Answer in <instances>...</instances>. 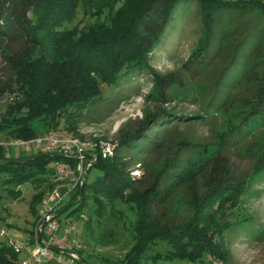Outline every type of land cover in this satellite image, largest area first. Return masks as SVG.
Returning a JSON list of instances; mask_svg holds the SVG:
<instances>
[{"label":"trees","instance_id":"16d2710c","mask_svg":"<svg viewBox=\"0 0 264 264\" xmlns=\"http://www.w3.org/2000/svg\"><path fill=\"white\" fill-rule=\"evenodd\" d=\"M190 2H195L199 9L202 30L182 67L198 71L215 58H224L209 87L211 92L206 96L202 114L169 110L145 114L136 129L117 137L111 158H98L92 165L101 175L88 184L84 181L80 199L66 210L67 216L79 218L90 198L94 207L83 223V230L87 231L92 217L120 218L121 212L112 206L114 202L132 205L135 212L131 225L132 246L114 264H142L146 260L144 253L158 242L169 250L147 260L167 257L195 263L207 254L222 261L227 258L224 257L227 253L222 251V233L235 223L224 220L240 199V193L230 192L233 176L229 172L210 168L212 186L191 199L193 217L172 221L158 215L152 217L150 212L168 201L169 190L160 192L158 188L161 175L169 177L177 168L168 173L170 165H163L155 174L147 173L150 179L147 176L138 179L129 170L136 165L144 167L145 157L158 150L160 144L156 140L162 127L174 125V120L206 124L213 112L223 114L225 106L233 101L232 93L237 87L252 81L254 93L244 101L247 110L236 114L235 123L228 125L221 139L224 144L235 145L251 131L264 129V2L0 0V56L9 64L6 80L0 83V96L5 93L13 97L0 109V137L4 141L36 137L34 121L41 123L43 133L59 129L61 125L62 133L81 138L78 126L89 107L99 102L108 113L117 107L119 97L103 98L99 85L114 89L145 73L153 75L155 93L146 98L161 99L163 103L178 97L188 99L192 96L188 86L155 75L149 67V56L167 29L183 16ZM90 19L92 23L88 22ZM11 42L19 44L9 55L7 47ZM37 154L41 153L8 157L0 146V160L15 161ZM57 155L24 164L0 165V198L4 192L18 199L19 187L30 185L33 194L28 211L36 219V207L43 193L54 187L53 165L48 163L74 164L73 159ZM260 171L264 172V165L257 173ZM256 175L252 177L254 180L262 176ZM77 195L78 189L66 204ZM100 238L108 243L113 240L109 231ZM77 254L81 257L79 251ZM0 264H18L17 255L1 240Z\"/></svg>","mask_w":264,"mask_h":264},{"label":"rangeland","instance_id":"374dc122","mask_svg":"<svg viewBox=\"0 0 264 264\" xmlns=\"http://www.w3.org/2000/svg\"><path fill=\"white\" fill-rule=\"evenodd\" d=\"M249 1V0H246ZM255 1V0H250ZM264 2V0H259ZM93 22V19L88 21ZM81 25V24H80ZM202 25L200 12L195 2H190L181 18H178L167 29L164 38L155 47L149 56V67L157 76L174 79L178 83L188 86L190 96L188 99L174 98L168 103L160 99L146 98L154 93L153 75L142 74L129 79L128 83L111 89L100 84L99 90L103 98L119 97L117 107L112 112L105 111L106 107L99 102L89 107L84 120L78 126V134L82 140H104L115 144L117 137L125 132L136 129L145 114H155L159 110H169L172 113L199 114L211 92L209 87L224 62L215 58L202 70H187L182 67L190 51L197 44L201 35ZM19 43H9L7 52L12 54ZM17 53V52H16ZM16 55V54H14ZM7 64L0 56V83L6 80ZM253 81L237 87L233 91V101L222 111V115L212 113V118L206 124L200 121L174 120V125H167L160 129L158 150L145 157L144 167L136 165L130 168L131 175L139 178L155 174L157 169L169 164L166 170L173 174H162L158 180L161 191L169 190L168 201L160 207H153L150 216H160L162 219L184 221L193 217L195 211L191 204L194 195H202L211 186V172H229L233 178L230 184L231 193H240L239 202L224 221L235 223L222 233V251L227 253L224 261L216 256L208 255L215 264H264V172L257 173L264 165V129L253 130L235 145L224 144L221 134L229 124H234L236 114L247 110V98L254 93ZM1 86V85H0ZM120 95V96H118ZM173 98V97H172ZM171 98V99H172ZM13 97L8 94L0 96V109L5 103L11 102ZM59 129L54 131L61 132ZM37 136L43 132L39 121L33 122ZM7 141L1 142L4 143ZM9 156L16 157L21 150L17 147H5ZM54 165L53 161L48 163ZM148 167L150 170L148 171ZM260 176L254 180L252 177ZM101 175L95 166L86 169L84 181L92 182ZM153 176L151 175V178ZM21 196L12 199L1 192L0 198V231L3 236L16 241H24L28 231L30 242L33 238V229L36 220L28 211L33 189L30 185L19 187ZM46 191L43 193V195ZM42 195V197H43ZM41 200V199H40ZM67 201V200H66ZM64 201V206L66 205ZM113 208L121 212L120 218H96L90 220L89 229L83 230V223L88 220L94 205L89 198L79 218L67 216L69 211L56 217L58 223L57 237L64 236V230L73 227L78 230L75 236L72 230L67 231L68 238L78 241L81 258L87 264H114L126 254L131 246V225L135 219L132 205L116 201ZM39 212V207H36ZM107 213V212H106ZM82 216V218H81ZM107 216V214L105 215ZM7 220V221H6ZM11 224L6 226L4 223ZM11 230H14L11 231ZM109 231L113 240L100 238ZM169 250L165 245L155 243L144 253L142 264H204L203 261L190 263L185 260L155 259L156 254L164 255ZM21 256L19 255V258ZM49 264H55L50 262ZM213 264V263H211Z\"/></svg>","mask_w":264,"mask_h":264},{"label":"built area","instance_id":"2783aa9c","mask_svg":"<svg viewBox=\"0 0 264 264\" xmlns=\"http://www.w3.org/2000/svg\"><path fill=\"white\" fill-rule=\"evenodd\" d=\"M2 147H17L24 154L35 153H57L74 160V164L56 162L53 165L54 187L43 195L40 200V210L33 231L31 243L16 241L7 238L6 245L9 246L18 257V264H75L79 244L74 238L67 237V231L72 230L77 236L78 232L73 227L64 230V236L57 237L58 223L55 214L58 212L65 199L72 190H77L81 178H84L86 169L94 161V155L101 159L113 156L114 143L104 140H82L76 136L66 135L62 132L49 131L33 137L29 140H10L0 143ZM66 185L65 191L59 187ZM82 218V216H81ZM38 233L46 245L66 251L69 255L55 253L39 244ZM3 236L0 231V237ZM19 255L21 256L19 258ZM204 264H215L209 256L204 257Z\"/></svg>","mask_w":264,"mask_h":264},{"label":"water","instance_id":"95a60500","mask_svg":"<svg viewBox=\"0 0 264 264\" xmlns=\"http://www.w3.org/2000/svg\"><path fill=\"white\" fill-rule=\"evenodd\" d=\"M58 156L57 154H53V153H41V154H37V155H32L29 157H26L24 159H20V160H15V161H6V160H0V165H6L9 163L12 164H24L33 160H36L37 158H47V157H56ZM98 160V157L96 155H94V161L92 163H90V166L94 165L96 163V161ZM83 185H84V178H81L80 180V184L78 186V195L77 197L72 200L71 202H69L68 204H66L61 210H59L55 216H59L61 215L63 212H65L68 208H70L73 204H75L81 197L82 195V191H83ZM38 242L39 244L45 246L48 250L55 252V253H62L64 255H69L68 252L66 251H61L59 249H57L54 246L51 245H46L40 238V234L38 233ZM74 263L75 264H87L79 255H76V257L74 258Z\"/></svg>","mask_w":264,"mask_h":264},{"label":"crops","instance_id":"0c3cea01","mask_svg":"<svg viewBox=\"0 0 264 264\" xmlns=\"http://www.w3.org/2000/svg\"><path fill=\"white\" fill-rule=\"evenodd\" d=\"M1 142H3V139L0 137V143H1ZM5 150H6V148L3 147V153H4L6 156H8V157H12V156H9V153H8L9 151L7 152V151H5ZM20 153H23V152L21 151ZM65 189H66V185H65V184L59 187V190H61V191H65ZM75 192H76V190H72V191L69 193L68 197L65 199V201H66V200H69V199L75 194ZM38 207H39V210H40V202H39V204H38ZM63 207H64V204L61 205V207L59 208V210H61ZM59 210H58V211H59ZM37 214H38V212H37ZM1 219L3 220L2 217H1ZM6 221H7V220H6ZM4 225H6V226H11V224H7L6 222L4 223ZM74 230H76V229L74 228ZM11 231L14 232V230H11ZM77 232H78V230H77ZM14 233H15V232H14ZM28 236H29V233H27L24 242L31 243L32 241L30 242V239H29ZM32 240H33V239H32Z\"/></svg>","mask_w":264,"mask_h":264}]
</instances>
